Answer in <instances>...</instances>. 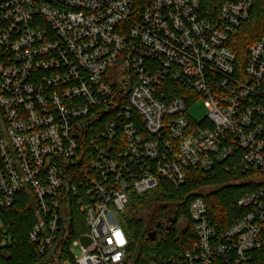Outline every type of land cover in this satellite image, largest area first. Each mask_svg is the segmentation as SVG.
I'll list each match as a JSON object with an SVG mask.
<instances>
[{"label":"built area","instance_id":"1","mask_svg":"<svg viewBox=\"0 0 264 264\" xmlns=\"http://www.w3.org/2000/svg\"><path fill=\"white\" fill-rule=\"evenodd\" d=\"M255 2L0 0V209L28 195L41 264H134L131 193L216 162L253 186L240 217L220 229L203 189L188 248L152 264H264V35L244 69L231 46ZM74 210L88 231L69 241Z\"/></svg>","mask_w":264,"mask_h":264},{"label":"trees","instance_id":"2","mask_svg":"<svg viewBox=\"0 0 264 264\" xmlns=\"http://www.w3.org/2000/svg\"><path fill=\"white\" fill-rule=\"evenodd\" d=\"M209 3V2H208ZM264 35V0H256L248 21L231 40L236 59L241 69L246 67L251 47ZM244 175L230 174L223 164L216 162L209 172L190 170L185 183L179 184L172 176L163 175L157 189L145 194L131 193L130 201L122 214L124 227L129 238V260L134 264H152L162 254L184 251L194 239L193 224L188 206L193 198L205 188L211 220L220 229L226 228L240 217L237 199L253 186L243 183ZM241 180V182H240ZM175 205L180 208L179 218L188 222V230L179 234L171 228L162 232L155 240L146 238L147 220L142 212L156 211ZM37 218L33 203L22 191L16 195L10 207L0 209V264H41L43 259L37 254L30 233ZM88 231L85 216L72 211V232L69 241ZM65 242L64 252L69 253Z\"/></svg>","mask_w":264,"mask_h":264},{"label":"flooded vegetation","instance_id":"3","mask_svg":"<svg viewBox=\"0 0 264 264\" xmlns=\"http://www.w3.org/2000/svg\"><path fill=\"white\" fill-rule=\"evenodd\" d=\"M145 213L147 214L146 236L148 233L155 231L156 235L154 240L167 228L177 229L178 223L181 220L179 218L180 208L176 207L175 205L158 209L151 217H149L151 212L145 211Z\"/></svg>","mask_w":264,"mask_h":264},{"label":"rangeland","instance_id":"4","mask_svg":"<svg viewBox=\"0 0 264 264\" xmlns=\"http://www.w3.org/2000/svg\"><path fill=\"white\" fill-rule=\"evenodd\" d=\"M189 114L191 116H193L197 121H201L203 119L206 118V116L208 115V110L206 109L205 105H204V101L203 100H198L196 103H194L193 105L190 106L189 108ZM155 211L151 212V216L154 215ZM143 216H145V218L147 217V214L145 212H142ZM149 215V214H148ZM180 229H182L183 225L181 224ZM73 254L77 255L79 253L78 249L72 248ZM67 264H73L72 262L69 261V263Z\"/></svg>","mask_w":264,"mask_h":264},{"label":"water","instance_id":"5","mask_svg":"<svg viewBox=\"0 0 264 264\" xmlns=\"http://www.w3.org/2000/svg\"><path fill=\"white\" fill-rule=\"evenodd\" d=\"M155 235H156V232L153 231V232L148 233L147 236H146V238L147 239H150V240H154Z\"/></svg>","mask_w":264,"mask_h":264},{"label":"clouds","instance_id":"6","mask_svg":"<svg viewBox=\"0 0 264 264\" xmlns=\"http://www.w3.org/2000/svg\"><path fill=\"white\" fill-rule=\"evenodd\" d=\"M122 235V234H121ZM126 243V241L123 239V244H125Z\"/></svg>","mask_w":264,"mask_h":264}]
</instances>
